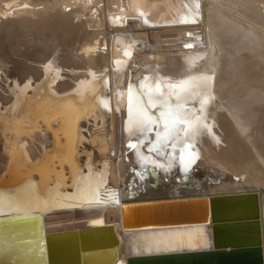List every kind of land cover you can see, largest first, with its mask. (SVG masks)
Wrapping results in <instances>:
<instances>
[{
	"label": "bare ground",
	"instance_id": "1",
	"mask_svg": "<svg viewBox=\"0 0 264 264\" xmlns=\"http://www.w3.org/2000/svg\"><path fill=\"white\" fill-rule=\"evenodd\" d=\"M248 191L264 253V0H0V264H127L123 208Z\"/></svg>",
	"mask_w": 264,
	"mask_h": 264
},
{
	"label": "water",
	"instance_id": "2",
	"mask_svg": "<svg viewBox=\"0 0 264 264\" xmlns=\"http://www.w3.org/2000/svg\"><path fill=\"white\" fill-rule=\"evenodd\" d=\"M161 197L134 204L130 217L122 209V225L131 231L125 237L127 264H264L259 197L255 191L213 194L210 198L161 200ZM191 226L205 231L206 242L202 246L185 247L182 243L185 240L175 239L163 244L164 249H156L144 241L140 244L142 250H130L128 237L132 233L180 232L175 236L179 238ZM50 252L42 264H81L77 252L71 262L72 258L61 257L65 255L56 258L54 255L59 253Z\"/></svg>",
	"mask_w": 264,
	"mask_h": 264
}]
</instances>
